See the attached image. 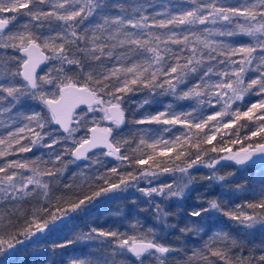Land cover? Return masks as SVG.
<instances>
[{
  "label": "snow or ice",
  "instance_id": "snow-or-ice-1",
  "mask_svg": "<svg viewBox=\"0 0 264 264\" xmlns=\"http://www.w3.org/2000/svg\"><path fill=\"white\" fill-rule=\"evenodd\" d=\"M155 7L150 0H0V264L48 243L100 197L130 187L147 198L158 224L176 229L165 202L185 198L194 168L213 169L204 179L227 187L235 173H219L228 162L260 168V179L253 188L236 186L248 197L239 203L197 198L178 228L177 239H203L190 254L139 219L129 223L131 232L89 225L51 247L84 241L97 249L69 264H264V243L245 254L230 225L210 233L205 225L223 217L245 234L264 232V0H172L149 14ZM19 16L29 19L16 25ZM157 95L195 105L126 115ZM24 100L39 110L13 113ZM126 124L168 127L126 135ZM41 148L52 151L19 158ZM100 157L118 163L109 167ZM96 164L106 171H85ZM69 165L79 169L72 183L64 179ZM166 174L171 182L159 179ZM77 177L76 187L90 192L54 195L72 190Z\"/></svg>",
  "mask_w": 264,
  "mask_h": 264
},
{
  "label": "trees",
  "instance_id": "trees-1",
  "mask_svg": "<svg viewBox=\"0 0 264 264\" xmlns=\"http://www.w3.org/2000/svg\"><path fill=\"white\" fill-rule=\"evenodd\" d=\"M151 3H155L156 7L149 8V14L153 11H162V5L164 3H171L172 0H150ZM26 11V10H24ZM5 16H11L12 13H6ZM29 18L24 16H19V19L14 23L16 25H20L23 22H26ZM11 27V25H10ZM238 40H246L247 38L239 37L236 38ZM9 52L11 50H8ZM147 95L146 92H142L136 96L132 97V100L139 101L143 99V97ZM253 100L258 99V97H252ZM247 100V98H246ZM166 103H175L178 105L183 104V107L187 109H191L192 106L195 105L194 101L184 100V101H176L172 96H160L157 95L152 98V103L145 105L144 108L139 109L138 111L132 112L133 109H136V104H132L130 106L129 112L126 115H133L135 118H139L141 113L145 112H154L157 110H161V104ZM235 107V106H234ZM40 105L35 101L24 100L20 105L17 106V109L13 110V113L16 111L24 112L25 114L39 110ZM79 111V110H78ZM211 111V110H209ZM91 116V114H89ZM6 119V117H2ZM246 123V122H241ZM105 125V124H104ZM150 125H134V124H126L125 125V134L126 135H139V133H133L127 131L128 129H151L146 128ZM56 128L55 125L52 126ZM239 127V125H237ZM4 129H0V134H2ZM48 131V129H45ZM231 131H235V129H231ZM60 135L61 133H56ZM241 136L244 135V130L241 131ZM229 139V137H227ZM220 137H217V141L214 143L219 144ZM27 143V141H25ZM245 143H249V141H245ZM59 148V145L56 146ZM240 145H236L233 148V151H236ZM47 148L41 149H33V153L22 154L21 159L25 157H32L33 154L41 155L46 153ZM52 150V149H51ZM215 155V154H210ZM17 157H9V159H16ZM45 159L47 157L45 156ZM65 160L69 159V157H65ZM207 159V157H206ZM100 160L106 163L109 167L118 163L113 160L111 157H100ZM3 163V161H0ZM84 163V162H79ZM146 167V166H145ZM219 167V166H218ZM231 170L228 172L225 168H221L220 175H225L230 172H234L235 175L231 177L230 181L227 182V187L222 188L220 183H216L213 181H209L207 179L198 178L191 185V188L186 193V196L183 200H177L173 198L170 201L165 202L163 205L165 210L174 213L175 215L169 217V221L177 224L176 229L165 230L163 225L158 224L155 219L152 208L149 207L147 203V198L144 197L140 192H138L134 187H130L127 191L124 192H116L110 193L107 197H100L91 207L90 210L79 213L72 214L69 217V221L66 222L61 228L54 234L49 236V241L45 245H42L39 248H30L25 251H20L18 254L13 255L8 264H69V261L74 257H86L89 254L95 255L97 253V249L90 244L84 241H77L75 243L70 244L66 248H56L53 249L51 247V242H65L67 240H75V238L79 235L81 231H87L88 226H96L98 228H112L119 229L120 231H129V223L134 222L136 219H139L146 227H156L160 230L162 235H165V241L168 244H172L173 246L177 244L183 243L187 249L189 250V254L192 249L199 248L203 242L202 237L193 236L189 234L188 236L181 237V239H177L180 237V233L178 228L183 226L186 221V213L194 206L198 204V197H202L204 199L207 198H222L226 200L228 203H239L247 199L248 197L243 192H237V185H246L248 188H253L257 186V182L261 176V169L258 167H247L246 169H242L241 167H236L234 165L230 166ZM106 171V168H101L99 164L93 165L90 169H85L86 172H91L93 170ZM73 171H79V169L75 168V165H69L68 172L65 173L64 179L68 180V182L72 183L73 181L69 179L70 174ZM192 173H205V176H208L213 172V169L208 168H194L191 170ZM179 175V174H177ZM160 180H167L169 182L172 181V176L170 174H166L159 178ZM156 181H154L155 183ZM63 181H61V184ZM82 181L79 177H77L74 181V188L72 190H64L62 187L56 188L54 190V195H61L65 192L67 195L72 196L80 194L81 191L84 193L90 192L91 189L84 187L82 190L77 188L76 185L81 184ZM141 187L147 186L143 182L140 184ZM223 222L213 221L211 223L205 221L206 230L210 233L213 230L219 228H225L226 225H230L229 230L232 234L238 235L239 239L244 241V250L245 254L247 251L253 247V245H261L264 243V232L259 231L258 229L246 230L247 234L241 230L239 226H237L232 221H227L226 218H221ZM203 238H206L204 236Z\"/></svg>",
  "mask_w": 264,
  "mask_h": 264
},
{
  "label": "rangeland",
  "instance_id": "rangeland-1",
  "mask_svg": "<svg viewBox=\"0 0 264 264\" xmlns=\"http://www.w3.org/2000/svg\"><path fill=\"white\" fill-rule=\"evenodd\" d=\"M168 104H173V106L176 108V110H190V109H187V108H185V107H183V104H181V105H178V104H175V103H166V104H161V110H163L164 109V107L166 106V105H168ZM209 110H211L212 111V109H209ZM208 110V111H209ZM92 115H96V116H99V115H102V114H99V113H92L91 114V116ZM104 126H107V124H105ZM164 127H168V126H164V125H155V124H153V125H150V126H148V127H146V128H151V129H162V128H164ZM177 127H179V126H177ZM231 131V130H230ZM81 133H77V136H79ZM163 135H165V136H167V137H171V135H172V133H162ZM225 139H227V137H225ZM50 151H52L51 149H47L46 150V153H48V152H50ZM229 163V165L230 166H232V164L230 163V162H228ZM226 167V169L225 170H227L228 172L231 170V167ZM195 177H196V179H198V178H201V179H203L204 177H206L205 176V173H197V174H195ZM191 188V187H190ZM189 188V189H190ZM188 189V190H189ZM188 192V191H187Z\"/></svg>",
  "mask_w": 264,
  "mask_h": 264
},
{
  "label": "water",
  "instance_id": "water-1",
  "mask_svg": "<svg viewBox=\"0 0 264 264\" xmlns=\"http://www.w3.org/2000/svg\"><path fill=\"white\" fill-rule=\"evenodd\" d=\"M83 107V106H82ZM104 124H107V122H104ZM55 127H58V126H55ZM96 151H101V150H99V149H97ZM90 155H91V153H90ZM231 163V162H230ZM232 165H234V166H236V167H241V166H237V165H235L234 163H231Z\"/></svg>",
  "mask_w": 264,
  "mask_h": 264
}]
</instances>
